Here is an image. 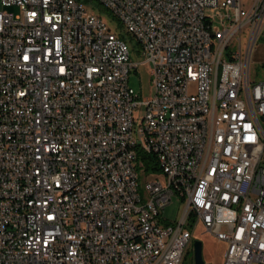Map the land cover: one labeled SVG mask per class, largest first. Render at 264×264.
<instances>
[{"label": "built area", "instance_id": "1", "mask_svg": "<svg viewBox=\"0 0 264 264\" xmlns=\"http://www.w3.org/2000/svg\"><path fill=\"white\" fill-rule=\"evenodd\" d=\"M1 6L0 264H183L199 225L224 264H264V0ZM123 32L152 65L144 101ZM174 195L184 213L166 223Z\"/></svg>", "mask_w": 264, "mask_h": 264}, {"label": "rangeland", "instance_id": "2", "mask_svg": "<svg viewBox=\"0 0 264 264\" xmlns=\"http://www.w3.org/2000/svg\"><path fill=\"white\" fill-rule=\"evenodd\" d=\"M245 6L248 7L253 0H243ZM87 13H93L95 10L99 13V9L95 8L92 4L85 3L84 5ZM97 7V6H96ZM0 9L1 0H0ZM105 19L109 25L115 29L117 32H121V29L117 28V23L112 20L108 15H104ZM123 31V30H122ZM126 39L129 41L131 46V60L134 63H142L139 68L133 69L130 73L129 84L135 90V92L140 96V100H146L152 97L155 93L151 68L152 65L146 61V56L141 51L139 44L134 39L126 35V32H123ZM261 48L264 52V39L263 37L257 41L255 46V51L253 54V62L251 65V78L253 81L260 82L264 81V65L259 63L256 60V54L258 53L257 49ZM196 85H192L190 88L191 92H195ZM138 113V112H137ZM144 109L142 110V114ZM141 180H144V174L140 170ZM160 179L163 183H166V175L161 171H157L154 174L147 177L146 181L150 182L153 180ZM185 203L180 196L174 195L172 202L167 205L165 210L162 213L163 221L166 223L177 222L182 218L184 213ZM194 240H201L204 243V258L207 264H224V253L226 250V244L223 241L217 239L213 234L207 232L202 225H199L194 233ZM183 264H195L194 263V244L189 248L187 256Z\"/></svg>", "mask_w": 264, "mask_h": 264}, {"label": "trees", "instance_id": "3", "mask_svg": "<svg viewBox=\"0 0 264 264\" xmlns=\"http://www.w3.org/2000/svg\"><path fill=\"white\" fill-rule=\"evenodd\" d=\"M99 12L102 15H110L105 9H103L102 7L99 8ZM126 35L130 38V40L133 39V37L126 33ZM122 37L126 39L125 35L122 34ZM138 160L142 163L143 167L142 169H145V171L147 172H155V171H159V167L155 161V157L152 154H147L145 153L143 150H139L138 151Z\"/></svg>", "mask_w": 264, "mask_h": 264}, {"label": "water", "instance_id": "4", "mask_svg": "<svg viewBox=\"0 0 264 264\" xmlns=\"http://www.w3.org/2000/svg\"><path fill=\"white\" fill-rule=\"evenodd\" d=\"M194 263L207 264L204 258V243L201 240H194Z\"/></svg>", "mask_w": 264, "mask_h": 264}, {"label": "crops", "instance_id": "5", "mask_svg": "<svg viewBox=\"0 0 264 264\" xmlns=\"http://www.w3.org/2000/svg\"><path fill=\"white\" fill-rule=\"evenodd\" d=\"M264 39V37H263ZM258 53L256 54V60L264 65V52L261 48L257 49Z\"/></svg>", "mask_w": 264, "mask_h": 264}]
</instances>
